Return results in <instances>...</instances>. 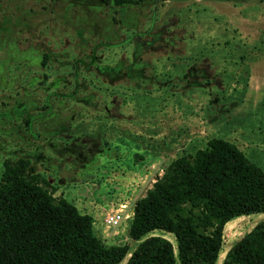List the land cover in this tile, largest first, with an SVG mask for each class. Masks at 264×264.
Masks as SVG:
<instances>
[{
    "label": "rangeland",
    "instance_id": "374dc122",
    "mask_svg": "<svg viewBox=\"0 0 264 264\" xmlns=\"http://www.w3.org/2000/svg\"><path fill=\"white\" fill-rule=\"evenodd\" d=\"M211 137L264 172V0H0V173L27 158L100 242L127 244L118 264L143 238L134 201ZM262 220L225 222L214 264Z\"/></svg>",
    "mask_w": 264,
    "mask_h": 264
},
{
    "label": "trees",
    "instance_id": "16d2710c",
    "mask_svg": "<svg viewBox=\"0 0 264 264\" xmlns=\"http://www.w3.org/2000/svg\"><path fill=\"white\" fill-rule=\"evenodd\" d=\"M120 5L128 0H101ZM24 157L0 173V264H118L127 244L104 245L80 213ZM27 173V174H25ZM264 212V172L232 142L211 137L164 168L132 207L127 234L139 240L124 264H214L231 218ZM170 233L176 253L164 236ZM221 264H264V220L236 241Z\"/></svg>",
    "mask_w": 264,
    "mask_h": 264
},
{
    "label": "built area",
    "instance_id": "2783aa9c",
    "mask_svg": "<svg viewBox=\"0 0 264 264\" xmlns=\"http://www.w3.org/2000/svg\"><path fill=\"white\" fill-rule=\"evenodd\" d=\"M127 215L123 216L122 212L119 210H114L111 212L105 213L103 217V225L107 228H114L116 227L119 222L123 219L126 218Z\"/></svg>",
    "mask_w": 264,
    "mask_h": 264
},
{
    "label": "crops",
    "instance_id": "0c3cea01",
    "mask_svg": "<svg viewBox=\"0 0 264 264\" xmlns=\"http://www.w3.org/2000/svg\"><path fill=\"white\" fill-rule=\"evenodd\" d=\"M87 214H89L90 215V213H88V212H86ZM132 214V210H131V213H130V215ZM93 224H94V222L92 223V231H93V233L95 234V232H94V230H93ZM128 225H129V223H128ZM96 235V234H95ZM127 236V235H126ZM114 240V239H113ZM107 245H109V244H107Z\"/></svg>",
    "mask_w": 264,
    "mask_h": 264
},
{
    "label": "flooded vegetation",
    "instance_id": "af4514ba",
    "mask_svg": "<svg viewBox=\"0 0 264 264\" xmlns=\"http://www.w3.org/2000/svg\"><path fill=\"white\" fill-rule=\"evenodd\" d=\"M101 1V0H100ZM102 2V1H101ZM103 3V2H102ZM126 2H124V3H122V4H120V5H114V4H112V5H114V6H116V7H119V6H122L123 4H125ZM103 4H105V3H103ZM110 5H111V3H109ZM109 4H106V5H109Z\"/></svg>",
    "mask_w": 264,
    "mask_h": 264
}]
</instances>
